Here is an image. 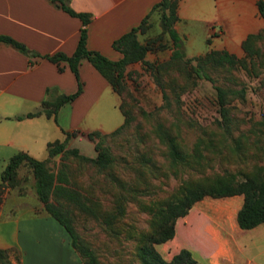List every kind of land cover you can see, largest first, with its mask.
Here are the masks:
<instances>
[{"label": "crops", "instance_id": "1", "mask_svg": "<svg viewBox=\"0 0 264 264\" xmlns=\"http://www.w3.org/2000/svg\"><path fill=\"white\" fill-rule=\"evenodd\" d=\"M157 1L67 0V3L74 11L88 16L84 25L86 48L116 60L121 53L111 42L138 25L146 15L150 18ZM257 1L177 0L172 27L178 37V48L185 57L211 49L240 55L242 40L264 27ZM81 26L78 16L68 14L50 0H0V33L38 53L26 54L0 42L1 170L8 157L18 150L38 159L46 158V142L63 140L66 133H69L66 147L94 156L96 138L90 139L86 133L95 130L104 135L122 123L118 94L85 57L78 62L81 90L73 99L62 103L50 115L40 111L22 116L39 110L42 99L76 89V78L65 61L56 64L40 55L55 51L70 54ZM169 40L172 50L170 37ZM23 169L30 171L21 163L16 170L18 184L6 187L0 200V248L7 249L12 264H83L67 231L43 209L31 189L33 186L29 187L33 183L31 171L25 179L21 175ZM228 197L227 207L233 206L232 219L217 216L215 223L203 224L195 249L191 250L198 256L194 257L202 264H264V221L251 228L239 227L235 213L242 194ZM6 201L9 206L3 213ZM18 209L21 212L16 214Z\"/></svg>", "mask_w": 264, "mask_h": 264}, {"label": "rangeland", "instance_id": "2", "mask_svg": "<svg viewBox=\"0 0 264 264\" xmlns=\"http://www.w3.org/2000/svg\"><path fill=\"white\" fill-rule=\"evenodd\" d=\"M136 36L142 43L146 40L153 42V48L145 53L146 60L158 63L169 58L172 51L170 40L161 29L159 9L156 8L152 16L146 18L144 28L138 29ZM249 47L251 55L242 46L240 55L230 52L234 55L231 63H203L204 70L216 83L243 90V95L227 96L231 120L228 131L222 126L215 89L210 80L193 74L192 80L179 92L178 106L172 96L170 108H160L163 99L151 71L141 61H133L126 67L123 81L133 96L126 104L130 122L118 132L105 134L99 141L114 156L112 179L92 162L72 155L64 157L71 182L80 189L82 200L92 210L83 209L70 199L60 197L59 200L63 201L78 236L95 251L98 264H138L133 257L135 235L140 229L149 228L150 207L162 204L183 182L204 175L221 174L223 169L238 176L243 173L264 176V130L259 123L264 112V31L261 38L252 41ZM194 63L193 60L190 62ZM172 72L179 76L177 69H172ZM164 116L180 124V135L188 148L197 137H202L217 144L219 140L221 152L217 153L216 148L208 150L207 162L199 167L170 168L162 157L161 145L149 132L151 123ZM139 133L144 135L143 143ZM234 140L240 141L236 148ZM142 152L152 156L155 168L150 170L142 165L138 157ZM60 162V157L55 156L47 161V165L55 171ZM29 174L28 169L21 170L25 179ZM132 185H138V188L133 191ZM228 199V196L204 195L195 201L183 216L175 219L177 224L173 237L155 244L161 256L168 260L180 247L193 251L202 225L215 223L218 212L228 205ZM8 202L2 207L3 213L7 212ZM117 205L122 206L120 211ZM20 212L18 209L16 214ZM111 214L114 216L108 224L104 217ZM232 216L233 213H228L224 218L232 219ZM193 254L197 256L196 252Z\"/></svg>", "mask_w": 264, "mask_h": 264}, {"label": "trees", "instance_id": "3", "mask_svg": "<svg viewBox=\"0 0 264 264\" xmlns=\"http://www.w3.org/2000/svg\"><path fill=\"white\" fill-rule=\"evenodd\" d=\"M50 1L68 14L78 16L81 19L82 26L75 47L70 54L55 51L40 56L56 64L61 60L65 61L76 78L77 86L73 92L58 93L51 98L42 99L39 110L26 112L22 116H32L40 111L46 115H50L62 103L73 99L81 90V81L78 76V62L80 58L85 57L106 78L120 99L118 106L123 115L122 123L106 134L120 131L121 128L130 122V111L126 104L133 96L124 85L123 77L127 64L133 61H141L143 66L151 71L156 85L160 88L163 99L160 108H170L172 96H174L173 100L176 102V106H178L179 92L192 80L193 74L210 80L215 89L222 126L226 131L229 130L231 120L227 106V96L228 94L243 95V90L228 88L216 83L211 75L204 70L203 63L207 61L231 63L234 61V55L226 50L211 49L200 55L185 57L177 46L178 37L172 27L176 19L177 0H158L151 8L152 10L156 8L160 10L161 29L168 33L173 47L169 58L158 63L144 58L145 53L153 48L151 44L153 42L146 40V42L142 43L136 36V31L144 28L147 15L141 19L138 25L122 33L111 42L112 47L121 53V57L112 60L97 50L86 48V28L84 25L88 21V16L85 13L74 11L68 5L67 0ZM257 7L264 17V0H258ZM263 31L264 29H259L254 33L248 34L242 40V48L250 55L252 54V50L249 44L261 38ZM0 42L26 54H38L30 51L24 43L8 34L0 33ZM254 50L256 51V49ZM192 60L195 62L194 65L190 64ZM58 68L60 67L58 66ZM174 68L178 70L181 79L172 72ZM45 90L48 92L49 88L46 87ZM140 112L145 116V112L142 109H140ZM259 123L264 130V112ZM179 127V123L171 122L165 116L158 117L149 127V132L156 138L157 143L161 145L162 157L168 162L170 168L189 167L192 165L199 167L201 164L203 165L207 162L208 154L206 152L208 150L216 148L215 151L217 153L221 152L219 140V144H217L202 137H197L190 148H188L180 135ZM68 134L66 133V137L63 140L54 139L46 142V158L38 159L22 150L12 153L0 172V200L6 187L18 184L16 170L21 163L25 164L32 173V185L37 199L42 203L43 209L53 216L67 231L70 242L81 257L82 263L98 264L95 251L78 236L71 223L70 215L63 205V201L59 200L60 197L70 199L74 203L80 204L83 209H91L82 200L83 194L80 189L71 182L64 157L72 155L92 162L100 171L105 172L112 179L111 166L114 164V156L106 147L99 144V141L105 134L102 135L95 130L86 133L88 138H96L94 142L96 155L93 157L79 153L75 147H66ZM138 135L141 138L140 142L143 143V133L141 135L139 133ZM145 137L147 139L148 135L146 134ZM239 143V140H234L233 146L236 148ZM58 153L60 154L61 162L58 168L53 171L48 167L47 161ZM138 154L139 161L143 166H147L150 170H152V167L155 168L156 165L152 156L143 152ZM137 188L138 185L131 186L133 191ZM234 194H242L241 205L235 213V220L239 227L251 228L264 221V176L259 177L253 173H243L238 176L235 172L223 169L221 174L213 176L204 175L192 181L183 182L162 204L159 203L155 208L150 207L149 228L137 231L135 235L136 244L133 247V257L136 258L138 264H202L193 256L192 251L185 247H180L167 260L161 256L155 248V244L172 238L175 231V219L183 216L191 205L204 195L220 197ZM121 207V205H117V210L120 211ZM228 213H232V209L226 206L218 212L217 216L225 217ZM113 216L114 214L104 217V221L109 224ZM0 264H12L8 258L7 249L0 248Z\"/></svg>", "mask_w": 264, "mask_h": 264}]
</instances>
